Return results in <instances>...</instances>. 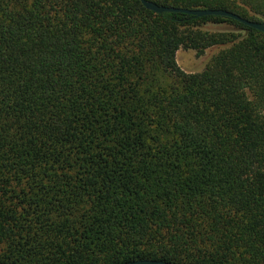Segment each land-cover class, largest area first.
<instances>
[{
    "label": "trees",
    "instance_id": "1",
    "mask_svg": "<svg viewBox=\"0 0 264 264\" xmlns=\"http://www.w3.org/2000/svg\"><path fill=\"white\" fill-rule=\"evenodd\" d=\"M148 1L264 23V0ZM135 260L264 264V33L140 0H0V264Z\"/></svg>",
    "mask_w": 264,
    "mask_h": 264
},
{
    "label": "water",
    "instance_id": "2",
    "mask_svg": "<svg viewBox=\"0 0 264 264\" xmlns=\"http://www.w3.org/2000/svg\"><path fill=\"white\" fill-rule=\"evenodd\" d=\"M140 1L145 8L155 13H163V12L183 13V14L192 15L195 17H202V16H208V15L223 16V17L234 19L248 27L254 28L264 33V23L263 22L251 21V20L242 18L241 16L233 12L224 10V9H201V8L188 9V8H181V7L158 5L155 2L148 1V0H140ZM123 264H171V263H168L165 261H156V260H135V261L126 262Z\"/></svg>",
    "mask_w": 264,
    "mask_h": 264
},
{
    "label": "rangeland",
    "instance_id": "3",
    "mask_svg": "<svg viewBox=\"0 0 264 264\" xmlns=\"http://www.w3.org/2000/svg\"><path fill=\"white\" fill-rule=\"evenodd\" d=\"M203 30L217 33V32H237L238 30L232 25L227 24H205L201 27ZM222 47L212 46L206 49L201 55L191 49H178L176 53V60L182 70L188 73L200 72L204 69L211 57L215 55Z\"/></svg>",
    "mask_w": 264,
    "mask_h": 264
}]
</instances>
